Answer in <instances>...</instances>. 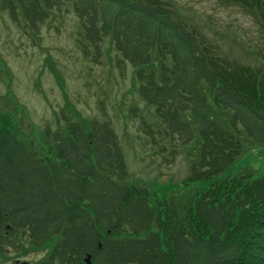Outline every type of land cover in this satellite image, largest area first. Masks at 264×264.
<instances>
[{
	"label": "trees",
	"instance_id": "1",
	"mask_svg": "<svg viewBox=\"0 0 264 264\" xmlns=\"http://www.w3.org/2000/svg\"><path fill=\"white\" fill-rule=\"evenodd\" d=\"M220 1L258 27L261 46L244 48L251 58L223 49L176 0H0L32 32L69 7L83 58L99 60L108 40L115 66L133 67L152 114L138 129L146 140L172 157L188 143L196 150L188 190L159 196L128 180L104 111L81 117L67 103L36 137L0 108V255L42 252L32 264H87V255L89 264H264V175L225 174L246 141L264 144V0Z\"/></svg>",
	"mask_w": 264,
	"mask_h": 264
},
{
	"label": "rangeland",
	"instance_id": "2",
	"mask_svg": "<svg viewBox=\"0 0 264 264\" xmlns=\"http://www.w3.org/2000/svg\"><path fill=\"white\" fill-rule=\"evenodd\" d=\"M223 49L233 55L249 57L247 43L261 46V33L255 23L237 8L220 0H176ZM55 11L40 24L37 32L13 23L0 10V108L18 118L23 136H40L47 123L57 124L58 114L67 103L77 114L90 118L103 114L112 120L123 149L130 182L144 186L153 194L177 195L188 190L189 160L196 157L190 143L178 146L174 157L170 148L159 153L140 129L141 119L152 114L138 97L133 67L115 66L114 49L102 43L99 60L82 57L76 43L80 23L69 7ZM251 58V57H249ZM136 111L129 114V108ZM169 146V144H168ZM247 169L254 177L264 175V144L243 145V150L226 175ZM191 187L190 190H194ZM25 246L27 240L21 237ZM8 251L0 264H32L42 252L22 254Z\"/></svg>",
	"mask_w": 264,
	"mask_h": 264
},
{
	"label": "water",
	"instance_id": "3",
	"mask_svg": "<svg viewBox=\"0 0 264 264\" xmlns=\"http://www.w3.org/2000/svg\"><path fill=\"white\" fill-rule=\"evenodd\" d=\"M89 258H90V255H87V256H86V258L84 259V261H85L87 264H89V263H90V260H89Z\"/></svg>",
	"mask_w": 264,
	"mask_h": 264
}]
</instances>
